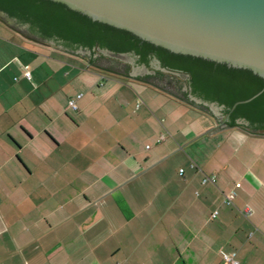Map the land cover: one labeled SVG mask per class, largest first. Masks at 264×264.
Here are the masks:
<instances>
[{
  "label": "crops",
  "instance_id": "0c3cea01",
  "mask_svg": "<svg viewBox=\"0 0 264 264\" xmlns=\"http://www.w3.org/2000/svg\"><path fill=\"white\" fill-rule=\"evenodd\" d=\"M167 82L0 21V264H264V134Z\"/></svg>",
  "mask_w": 264,
  "mask_h": 264
},
{
  "label": "water",
  "instance_id": "95a60500",
  "mask_svg": "<svg viewBox=\"0 0 264 264\" xmlns=\"http://www.w3.org/2000/svg\"><path fill=\"white\" fill-rule=\"evenodd\" d=\"M50 1L81 13L94 22L129 32L171 53L224 64L234 69L249 70L264 79V0ZM0 21L29 39L85 57L91 64L88 51L79 50L74 54L54 42L45 43L34 37L28 26L17 24L1 11ZM101 52L110 58L109 51ZM118 60L131 65L129 78L144 77L147 73L150 76L155 74L145 70L148 66L139 65L134 57H120ZM151 69H160L184 80L161 66ZM261 93L241 103H248ZM191 100L198 105L208 106L216 121L217 127L206 135L210 136L226 128L227 119L224 118L222 107L203 102L194 96H191ZM240 124L247 122L242 120Z\"/></svg>",
  "mask_w": 264,
  "mask_h": 264
},
{
  "label": "trees",
  "instance_id": "16d2710c",
  "mask_svg": "<svg viewBox=\"0 0 264 264\" xmlns=\"http://www.w3.org/2000/svg\"><path fill=\"white\" fill-rule=\"evenodd\" d=\"M0 11L17 24L28 26L30 33L45 43L54 42L74 54L79 50L90 52L88 58L93 65L105 66L101 62L109 57L101 53L104 50L109 51L113 55L110 58L115 61L132 53L138 57L139 65L148 67L153 56L160 61L163 69L188 77L179 83L169 78L166 88L160 90L170 91L177 99L210 116L212 114L209 107L192 101L190 94L203 102L217 104L223 108L227 129H240L252 135L264 134V79L249 70L234 69L224 64L171 53L129 32L94 22L87 16L50 0H0ZM106 67L113 71L120 69L128 76L131 74V65L127 63L121 68L113 64ZM164 77V72L159 70L154 76L138 78L156 82L154 80ZM259 93L261 94L254 100L241 103ZM236 104L237 107L233 109ZM242 120L247 124H240Z\"/></svg>",
  "mask_w": 264,
  "mask_h": 264
},
{
  "label": "built area",
  "instance_id": "2783aa9c",
  "mask_svg": "<svg viewBox=\"0 0 264 264\" xmlns=\"http://www.w3.org/2000/svg\"><path fill=\"white\" fill-rule=\"evenodd\" d=\"M26 78H27L28 80H32V74H31L30 72H27V73H26ZM81 97H82V96H79L78 98H81ZM69 106H70L71 108H74V107H75V101H71V102L69 103ZM163 140H164V137H161V138L159 139V142H162ZM183 173H184V171L181 170L180 175L182 176ZM207 182L215 183V178H213V177H211V178H206V179L204 180V183H207ZM236 187H237V188H240V187H241V184H237ZM235 198H236V194H235L234 192H231L229 195L226 196V198H225V204H226V205H229V206L233 205V201H234ZM244 215H245V217H249V216L251 215V210H250V209H246V210L244 211ZM216 217H217V213H215V214L213 215V218H216ZM223 257H224V260H225V262H226L227 264H238V262L234 261L233 259L229 258V257L226 256V255H223Z\"/></svg>",
  "mask_w": 264,
  "mask_h": 264
},
{
  "label": "rangeland",
  "instance_id": "374dc122",
  "mask_svg": "<svg viewBox=\"0 0 264 264\" xmlns=\"http://www.w3.org/2000/svg\"><path fill=\"white\" fill-rule=\"evenodd\" d=\"M101 64L102 65H114V66H120V68L121 67H124V63L123 62H119V61H115V60H113V59H107V60H105V61H102L101 62ZM155 71H157V70H153V69H151L150 68V72L151 73H153V72H155ZM165 74V77L164 78H162V79H159V80H154V81H156V82H158V83H165V82H167V79H169V78H173V80L176 82V83H179V82H184V80H180V79H178V78H176V77H174V76H172L171 74H169V73H164ZM160 81V82H159ZM262 134V133H261Z\"/></svg>",
  "mask_w": 264,
  "mask_h": 264
},
{
  "label": "flooded vegetation",
  "instance_id": "af4514ba",
  "mask_svg": "<svg viewBox=\"0 0 264 264\" xmlns=\"http://www.w3.org/2000/svg\"><path fill=\"white\" fill-rule=\"evenodd\" d=\"M12 20V19H11ZM13 21V20H12ZM102 53V52H101ZM103 54V53H102ZM126 56H131V57H134L135 59H136V61H138V57L137 56H135L134 54H126V55H123V56H121V57H125L126 58ZM110 57H113V55L111 54V56ZM153 63H155V64H153ZM124 65V64H123ZM143 67L144 66H146V65H142ZM159 66H161V63H160V61L157 59V58H155V57H151V59H150V67H145V70H148V71H150V68H154V67H156L157 69L159 68ZM120 67V66H119ZM160 70V69H159ZM156 72V71H155ZM154 72V73H155ZM174 74V73H173ZM175 74H177V75H180L183 79H184V81L188 78V77H184V76H182L181 74H179V73H175ZM146 76H148V73L146 74ZM184 90H188L187 89V87H185L184 86ZM191 96H193V95H191L190 94V98H191Z\"/></svg>",
  "mask_w": 264,
  "mask_h": 264
}]
</instances>
